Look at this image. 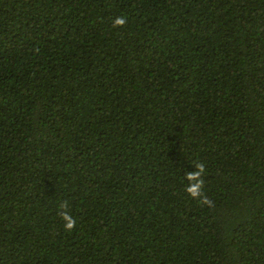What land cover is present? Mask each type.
I'll use <instances>...</instances> for the list:
<instances>
[{
  "label": "trees",
  "instance_id": "obj_1",
  "mask_svg": "<svg viewBox=\"0 0 264 264\" xmlns=\"http://www.w3.org/2000/svg\"><path fill=\"white\" fill-rule=\"evenodd\" d=\"M0 264H264V0H0Z\"/></svg>",
  "mask_w": 264,
  "mask_h": 264
},
{
  "label": "clouds",
  "instance_id": "obj_2",
  "mask_svg": "<svg viewBox=\"0 0 264 264\" xmlns=\"http://www.w3.org/2000/svg\"><path fill=\"white\" fill-rule=\"evenodd\" d=\"M123 23H124V20L123 19H118L116 21V24H118V25L119 24H123ZM200 168H201V171H203V166H200ZM189 179H195V176L190 174ZM198 189H199V184L195 185L194 187L189 188V191L192 193L193 196H196V195L199 194L198 193ZM64 218H65V220H67V227L69 229H71L73 227L74 222L67 215H65Z\"/></svg>",
  "mask_w": 264,
  "mask_h": 264
}]
</instances>
